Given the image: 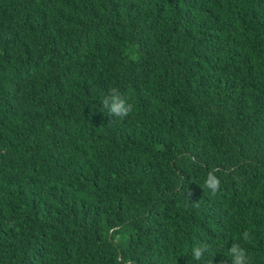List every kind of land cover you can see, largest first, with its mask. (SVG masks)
Masks as SVG:
<instances>
[{
	"label": "trees",
	"instance_id": "1",
	"mask_svg": "<svg viewBox=\"0 0 264 264\" xmlns=\"http://www.w3.org/2000/svg\"><path fill=\"white\" fill-rule=\"evenodd\" d=\"M233 243L264 264V0H0V264Z\"/></svg>",
	"mask_w": 264,
	"mask_h": 264
},
{
	"label": "clouds",
	"instance_id": "2",
	"mask_svg": "<svg viewBox=\"0 0 264 264\" xmlns=\"http://www.w3.org/2000/svg\"><path fill=\"white\" fill-rule=\"evenodd\" d=\"M110 93H115L116 89H109ZM111 106L109 107L108 103V94L102 100L104 107L109 108V114L117 118H126L133 111V106L126 103V101L118 95L111 96ZM205 186L208 188L212 195H215L219 190L220 180L214 174V172H209L208 177L205 181ZM243 238L245 240H250V234L245 231L243 233ZM210 246L207 244L196 246L192 249L193 259L200 261L204 257L206 252H209ZM229 253L232 257V264H250L249 258L243 248L239 244L233 243L229 249Z\"/></svg>",
	"mask_w": 264,
	"mask_h": 264
}]
</instances>
